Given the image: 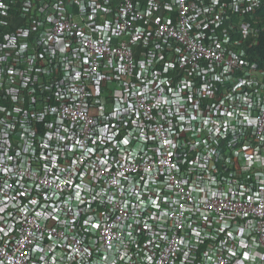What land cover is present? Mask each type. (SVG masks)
I'll list each match as a JSON object with an SVG mask.
<instances>
[{
  "label": "built area",
  "instance_id": "built-area-1",
  "mask_svg": "<svg viewBox=\"0 0 264 264\" xmlns=\"http://www.w3.org/2000/svg\"><path fill=\"white\" fill-rule=\"evenodd\" d=\"M0 0V264H264V0Z\"/></svg>",
  "mask_w": 264,
  "mask_h": 264
},
{
  "label": "trees",
  "instance_id": "trees-1",
  "mask_svg": "<svg viewBox=\"0 0 264 264\" xmlns=\"http://www.w3.org/2000/svg\"><path fill=\"white\" fill-rule=\"evenodd\" d=\"M25 0H16L9 9L8 25L3 27L4 32H16L22 25V8ZM258 29L256 43L245 50V56L250 63L255 65L259 72L264 73V2L251 16L246 17Z\"/></svg>",
  "mask_w": 264,
  "mask_h": 264
}]
</instances>
